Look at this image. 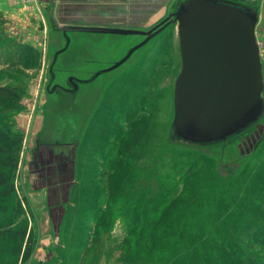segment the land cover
Wrapping results in <instances>:
<instances>
[{"label":"rangeland","instance_id":"obj_1","mask_svg":"<svg viewBox=\"0 0 264 264\" xmlns=\"http://www.w3.org/2000/svg\"><path fill=\"white\" fill-rule=\"evenodd\" d=\"M213 1L255 13L263 107L194 144L173 129L175 13L144 37L66 39L30 2L0 0V85L19 96L0 106V145L17 147L0 186V264H209L222 239L230 264H264V0Z\"/></svg>","mask_w":264,"mask_h":264},{"label":"water","instance_id":"obj_2","mask_svg":"<svg viewBox=\"0 0 264 264\" xmlns=\"http://www.w3.org/2000/svg\"><path fill=\"white\" fill-rule=\"evenodd\" d=\"M181 68L174 82L173 129L194 144L222 140L253 122L263 107L255 13L213 0H191L175 12ZM85 31L148 34L125 27Z\"/></svg>","mask_w":264,"mask_h":264},{"label":"crops","instance_id":"obj_3","mask_svg":"<svg viewBox=\"0 0 264 264\" xmlns=\"http://www.w3.org/2000/svg\"><path fill=\"white\" fill-rule=\"evenodd\" d=\"M175 0H35L33 8L43 16L45 32L49 24L67 39L70 33L117 35L113 32L85 31L83 26L125 27L151 30L155 24L174 14ZM25 7V6H24ZM17 10L13 11L15 14ZM161 21L159 24H161ZM158 24V25H159ZM123 34V33H118ZM140 36L145 34L135 33ZM146 37L144 41H148ZM43 245V233L40 236ZM42 248V247H41ZM42 250V249H41ZM41 250L35 251V255Z\"/></svg>","mask_w":264,"mask_h":264},{"label":"trees","instance_id":"obj_4","mask_svg":"<svg viewBox=\"0 0 264 264\" xmlns=\"http://www.w3.org/2000/svg\"><path fill=\"white\" fill-rule=\"evenodd\" d=\"M19 96L18 93L16 92V90L8 85H0V106H1V102H16L18 100ZM174 110V109H173ZM174 116V114H173ZM7 139V138H6ZM8 142L6 144L0 145V186H3L6 184L7 181V175L4 171L3 168H8V169H13L15 166V158H16V152H17V147L13 149V144L12 141L9 139H7ZM10 142V144H9ZM3 153V154H1ZM146 223H142L140 224L141 226H138L139 231H142L143 234L144 233H148L149 228L147 229H143L142 227L145 225ZM150 226V224H148ZM130 227V225H129ZM139 234V233H138ZM145 237V238H144ZM138 238H141L138 237ZM144 242L146 241V243L148 244L149 241L152 240V238L150 237L149 234L143 236ZM159 239V238H158ZM230 240L229 239H222V241H215V245L216 247H214V245L212 244L210 247H212L213 249H211V253L212 254V262H209V264H230L231 262L230 259H236V256L234 257V253H232L230 255V250H231V245H230ZM27 242V241H26ZM221 245V247H219ZM209 247H207V245H205V250L203 251L204 254L207 253ZM225 248H228L227 250L229 252L226 251ZM215 249V250H214ZM229 253V254H228ZM209 254V255H210ZM244 256V254H243ZM207 259L203 258L201 259V264H207Z\"/></svg>","mask_w":264,"mask_h":264},{"label":"built area","instance_id":"obj_5","mask_svg":"<svg viewBox=\"0 0 264 264\" xmlns=\"http://www.w3.org/2000/svg\"><path fill=\"white\" fill-rule=\"evenodd\" d=\"M27 2H30V4L32 5L33 3H35V0H26ZM255 40H256V36H255ZM256 43H257V46L259 48V58H260V61H262L263 59L261 58V55L262 54V51H261V47L259 46V43L258 41L256 40ZM264 53V52H263ZM262 64V63H261Z\"/></svg>","mask_w":264,"mask_h":264},{"label":"bare ground","instance_id":"obj_6","mask_svg":"<svg viewBox=\"0 0 264 264\" xmlns=\"http://www.w3.org/2000/svg\"><path fill=\"white\" fill-rule=\"evenodd\" d=\"M255 35V34H254ZM258 54H259V48H258ZM260 59V58H259ZM260 63H261V61H260ZM261 66H262V64H261Z\"/></svg>","mask_w":264,"mask_h":264},{"label":"flooded vegetation","instance_id":"obj_7","mask_svg":"<svg viewBox=\"0 0 264 264\" xmlns=\"http://www.w3.org/2000/svg\"><path fill=\"white\" fill-rule=\"evenodd\" d=\"M153 33H154V32H153ZM148 34H150V32H149ZM145 35H147V34H145Z\"/></svg>","mask_w":264,"mask_h":264}]
</instances>
